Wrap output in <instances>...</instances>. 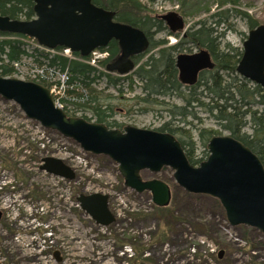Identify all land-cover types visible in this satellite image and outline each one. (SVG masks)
Instances as JSON below:
<instances>
[{
    "label": "rangeland",
    "instance_id": "1",
    "mask_svg": "<svg viewBox=\"0 0 264 264\" xmlns=\"http://www.w3.org/2000/svg\"><path fill=\"white\" fill-rule=\"evenodd\" d=\"M139 1L152 18L179 13L184 18L186 34L208 17L207 8L210 14L217 11L214 0ZM239 1L242 10L264 26V0ZM227 22L219 30L223 34L221 48L243 51L250 32L248 23L239 14H233ZM163 24L167 30L151 37L150 48L136 62L127 80L112 87L102 78L86 89L88 96H98L104 106H111L112 118L108 121L120 129L134 126L155 131L172 120L167 109L182 105L175 93L171 97H154L165 105L141 101L145 98L144 82L135 74L149 57H158L159 51L152 44L164 40L166 47L175 46L183 37L182 33L170 35ZM26 49L32 53V46ZM180 51L177 54H189L196 48L191 50L187 45ZM24 62L30 63L23 59L15 79H28L29 67ZM100 68L105 70L101 65ZM259 108L264 112V106ZM196 112V120L178 116L172 121L189 132L195 142L196 158L201 160L206 158L207 148L199 141L200 130H215L222 136L229 133L213 115L201 108ZM88 114L91 116V112ZM91 120L96 121L95 116ZM37 124L27 119L18 105L0 97V264H264V250L260 247L264 236L250 227L230 226L218 200L184 196L172 169L164 168L159 174L142 173L145 180L156 178L170 185L173 213L166 216L157 210L150 193L139 194L125 186L118 165L111 159L83 151L56 131L45 129L46 138L42 139ZM244 132L252 133L250 124ZM45 157L63 160L74 170L75 179L69 181L41 171ZM95 193L109 196V208L116 221L108 227L97 225L77 201L82 194ZM28 251L35 254L28 255Z\"/></svg>",
    "mask_w": 264,
    "mask_h": 264
},
{
    "label": "water",
    "instance_id": "2",
    "mask_svg": "<svg viewBox=\"0 0 264 264\" xmlns=\"http://www.w3.org/2000/svg\"><path fill=\"white\" fill-rule=\"evenodd\" d=\"M33 2V20L0 16V33L31 38L51 50L69 49L84 58L116 41L121 55L108 69L120 74L131 72L132 58L142 55L150 46L144 32L116 21L114 12L94 5L92 0ZM159 18L172 33L185 31V21L177 12ZM120 63L122 68L118 67ZM176 66L180 83L193 86L199 74L213 70L215 64L210 54L201 50L179 55ZM237 73L264 90V26L249 32ZM0 97L17 104L27 119L74 141L83 151L111 159L118 165L125 186L139 194L150 193L156 207L170 206L172 189L159 179H143L142 173L159 174L170 168L182 190L218 200L230 226L250 227L264 236V166L248 147L232 137H213L207 146L208 159L194 167L175 136L134 126L109 129L105 124L67 116L56 108L50 90L40 84L0 76ZM40 170L69 181L75 179L72 168L54 157L44 158ZM77 201L97 225L108 227L115 223L108 195L82 194ZM1 218L2 212L0 221Z\"/></svg>",
    "mask_w": 264,
    "mask_h": 264
},
{
    "label": "trees",
    "instance_id": "3",
    "mask_svg": "<svg viewBox=\"0 0 264 264\" xmlns=\"http://www.w3.org/2000/svg\"><path fill=\"white\" fill-rule=\"evenodd\" d=\"M214 1L217 4V11L210 14L211 9L207 8L205 13L208 14V17L190 28L186 34L188 38L182 37L181 43L166 47V42L162 40L152 44L153 47H161L158 50V57H149L135 74L144 82L145 98H142L141 101L145 103L158 102L165 105L164 101L154 97H171L175 93L177 99L182 101V105H172L166 110L173 121L178 116L183 120L189 117L196 120L198 119L196 109L201 108L213 115L220 127L228 132L230 137L248 147L264 166V112H260L259 108L264 106V90L237 74L238 65L243 58V51L229 46L222 49L220 39L223 34L219 32L221 26L228 25L227 21L233 14H239L245 19L250 31L257 29L260 25L242 10L239 0ZM92 3L114 12L116 21L144 32L150 44L151 37L155 33H159L163 29L167 30L164 27V22L158 16L152 18L145 13L146 9L139 0H92ZM0 16L8 17L11 20H33L35 17L34 2L33 0H0ZM0 37L2 38L0 39V76L13 78L17 73L14 64L20 63L24 58L32 57V55L27 52L23 42L12 39L24 38L23 36L0 33ZM183 44L191 46V50L193 48L206 50L211 54L215 63V69L202 72L197 86L190 88H184L180 83L175 62V53ZM187 49L189 48L187 47ZM107 50L114 56L119 51L117 42L112 41ZM76 55L79 56V54ZM33 58L34 63L41 67L46 65L48 68L68 71L71 82L80 88L88 89L91 84L98 83L102 78H106L107 84L112 87H117L121 80H127V78L113 79L105 72L98 71L85 62L69 60L59 55L40 54L34 55ZM41 59H43L42 62ZM107 63L108 61L101 62L105 68L109 65ZM33 82L36 81L33 80ZM38 84L47 86L42 82H38ZM187 89H189L188 93ZM88 104L89 106L84 108L95 116L96 123L105 124L109 129L121 128V126L108 121L112 118L113 109L109 105L104 106L98 96L91 97L89 95ZM172 120L165 122L156 131L175 136L181 143L189 163L195 167L199 166L208 158V151H205V159L197 160L195 142L189 136V132L185 128L175 126ZM248 124L252 128L251 134L244 132ZM217 136H222V133L202 129L198 134L199 141L204 145V148H207L208 142ZM183 195L198 197L186 192ZM216 204L221 208L217 201ZM157 210L165 212L166 216L173 213L170 206ZM260 247L261 250H264L263 243H260Z\"/></svg>",
    "mask_w": 264,
    "mask_h": 264
},
{
    "label": "built area",
    "instance_id": "4",
    "mask_svg": "<svg viewBox=\"0 0 264 264\" xmlns=\"http://www.w3.org/2000/svg\"><path fill=\"white\" fill-rule=\"evenodd\" d=\"M22 41H24L27 44V46L29 45L32 46L33 51L46 52L50 54L56 53V55L58 54V52L55 50H48L41 47L34 40H22ZM60 53H59L60 56L67 57L70 60L76 59L73 53L68 49L63 51L64 55L62 54V52ZM106 56H107L106 53L103 54L100 52H95L93 53V58L91 62L89 61L88 63L90 65H96L97 60H99L100 58H104ZM27 59L30 61V63L27 62L26 64L24 62L23 64L24 66L29 67V72L27 73L26 77H29L33 80H37L49 85L51 93L54 97L55 106L57 108L65 111L70 115H74L77 117L91 118V116L88 114V111L85 110V108H83V105L86 102L88 103L89 100L88 92L83 88L77 87L76 84L71 82L70 74L68 73V71L56 70L55 68H48L46 66L39 67L33 63L32 57L25 58V60ZM21 64L22 62L14 64L16 70L22 67ZM37 132L39 133L42 139L46 138L45 129L40 124H37Z\"/></svg>",
    "mask_w": 264,
    "mask_h": 264
},
{
    "label": "flooded vegetation",
    "instance_id": "5",
    "mask_svg": "<svg viewBox=\"0 0 264 264\" xmlns=\"http://www.w3.org/2000/svg\"><path fill=\"white\" fill-rule=\"evenodd\" d=\"M159 17H160V16H158V18H159ZM169 33L172 34V35H174V36H177V35H178V32H177V33H172L171 30H169ZM183 37H184V38H188L186 34H184ZM181 39H182V38L179 39V41H178L179 43L182 42ZM117 44H118V43H117ZM118 46H119V45H118ZM185 46H187V45H184V44H183V46H180L181 48H180L179 50L176 51V53H175V62H176V59H177V57H178L179 55H181V54H188V53H179V54H177V52L180 51L181 49H184ZM107 48H108V47H107ZM107 48L104 49V50H102L101 52L107 54V57H105L104 61H105V62L108 61V63H107V64H109L108 66H112L113 64H115L116 62L119 61V58H120V55H121V50H120V47H119V51L113 56V55L107 50ZM160 48H161V47H159V48H157V49L159 50ZM199 51H201V50H199L198 48H196V51H195V52H193V53H189V54H194V53H197V52H199ZM180 52H181V51H180ZM210 56H211V54H210ZM141 57H142V55L135 56V57L132 58V62L134 63V66H135L136 62H137ZM211 58H212V56H211ZM104 61H103V62H104ZM212 61H213V58H212ZM213 62H214V61H213ZM214 64H215V63H214ZM108 66L106 67V69H108ZM118 67H119V68H122V64L120 63ZM176 68H177V66H176ZM214 69H215V67H214ZM214 69H213V70H214ZM108 70H110V69H108ZM177 70H178V69H177ZM213 70H205V71H213ZM202 72H204V71H202ZM202 72H201V73H202ZM201 73L199 74V77H200ZM178 75H179V71H178ZM199 77H198V81H199ZM198 81H197V83H198ZM197 83H196L195 85H193V86H197ZM182 85H183V84H182ZM183 86H184V88H190V87H193V86H188V85H183ZM186 91H187V93H188V92H189V89H187Z\"/></svg>",
    "mask_w": 264,
    "mask_h": 264
},
{
    "label": "bare ground",
    "instance_id": "6",
    "mask_svg": "<svg viewBox=\"0 0 264 264\" xmlns=\"http://www.w3.org/2000/svg\"><path fill=\"white\" fill-rule=\"evenodd\" d=\"M151 45V44H150ZM150 47V46H149ZM93 54V52L91 53V55ZM104 54V53H103ZM90 55V56H91ZM142 55H144V53L142 54ZM89 56V57H90ZM107 57V56H106ZM101 59H103V60H101ZM104 59H105V57L104 58H100L99 60H97V64L96 65H92L93 67H99L100 68V64H101V62L102 61H104ZM148 60V59H147ZM26 247H28V246H26ZM35 254V251H28V255H34Z\"/></svg>",
    "mask_w": 264,
    "mask_h": 264
}]
</instances>
